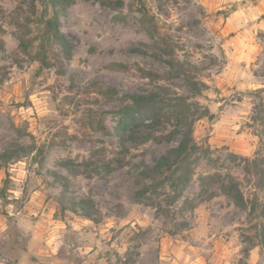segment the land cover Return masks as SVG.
<instances>
[{
	"label": "rangeland",
	"instance_id": "374dc122",
	"mask_svg": "<svg viewBox=\"0 0 264 264\" xmlns=\"http://www.w3.org/2000/svg\"><path fill=\"white\" fill-rule=\"evenodd\" d=\"M40 9L0 0V264H264V0H57L45 44ZM134 93L207 113L173 203L136 195L177 138Z\"/></svg>",
	"mask_w": 264,
	"mask_h": 264
},
{
	"label": "trees",
	"instance_id": "16d2710c",
	"mask_svg": "<svg viewBox=\"0 0 264 264\" xmlns=\"http://www.w3.org/2000/svg\"><path fill=\"white\" fill-rule=\"evenodd\" d=\"M40 6L39 22L43 27L41 32V43L63 42L62 36L59 33L57 25V13L55 5L57 0H30ZM116 4L121 5V1H116ZM51 8L52 14L49 15ZM23 46V45H22ZM43 45L41 46V48ZM27 47H24L26 49ZM172 55V51H169ZM40 55L41 66H47L45 52H38ZM168 66L182 64L175 63L172 59H166ZM187 82L196 94L201 93L198 84L193 80L190 74L184 73ZM110 95H114V89H106ZM126 97L131 103V107L124 109L123 117L120 121L129 127L132 120V114L137 111L141 113V118H145L153 125L168 123L172 119L175 120V131L172 135L177 138V142L173 147H170L167 153L155 160L150 169L143 171V176L149 183L139 190L136 195L138 197L144 194H154L158 189L168 187L172 194L169 197L171 203L175 202L180 196L181 189L188 183V179L192 174L193 157L199 153V147L192 138V125L195 120L205 117L207 113H200L191 104H188L182 97L170 98L166 94L146 93V94H127ZM128 132H131L128 129ZM150 139V135L146 134V141ZM221 190L228 195L233 202L241 207L248 209L249 219H254L256 216V204L245 200L240 190L234 183L221 185Z\"/></svg>",
	"mask_w": 264,
	"mask_h": 264
}]
</instances>
